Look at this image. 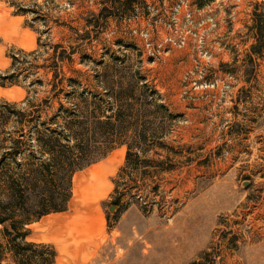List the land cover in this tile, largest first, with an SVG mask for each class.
I'll return each instance as SVG.
<instances>
[{"label": "rangeland", "instance_id": "1", "mask_svg": "<svg viewBox=\"0 0 264 264\" xmlns=\"http://www.w3.org/2000/svg\"><path fill=\"white\" fill-rule=\"evenodd\" d=\"M179 1L0 0V105L57 83L60 101L101 92L100 74L129 68L172 115L144 157L173 170L118 175L116 147L73 175L65 211L30 225L55 264H264V0H186L173 15Z\"/></svg>", "mask_w": 264, "mask_h": 264}, {"label": "trees", "instance_id": "2", "mask_svg": "<svg viewBox=\"0 0 264 264\" xmlns=\"http://www.w3.org/2000/svg\"><path fill=\"white\" fill-rule=\"evenodd\" d=\"M108 73L99 75L101 92L74 88L71 100L60 101L64 89L57 83L39 102L0 105V264H55L52 246L28 241L30 225L65 211L73 175L114 148H125L118 175L148 162L157 164L156 174L173 170L171 156L144 157L158 146L172 115L138 72Z\"/></svg>", "mask_w": 264, "mask_h": 264}, {"label": "built area", "instance_id": "3", "mask_svg": "<svg viewBox=\"0 0 264 264\" xmlns=\"http://www.w3.org/2000/svg\"><path fill=\"white\" fill-rule=\"evenodd\" d=\"M182 7H184V8L187 7V1L186 0H180L179 3L175 7L173 6V8H174L173 9V15H174V11L178 12V9L182 8ZM189 16L190 15L187 13L186 17L189 18ZM171 18H173V16ZM166 42L171 43V44L176 45V46H182L184 44V39L183 38H179V39H177L175 41L173 38H168L166 40ZM258 161H259V165L260 166H264V163H263L264 161L262 160V157H260ZM260 200L262 202H264V185H263V188H262V191H261V194H260Z\"/></svg>", "mask_w": 264, "mask_h": 264}, {"label": "crops", "instance_id": "4", "mask_svg": "<svg viewBox=\"0 0 264 264\" xmlns=\"http://www.w3.org/2000/svg\"><path fill=\"white\" fill-rule=\"evenodd\" d=\"M61 218H62L61 215H54V216H52V218L47 219V222L57 220V219H61Z\"/></svg>", "mask_w": 264, "mask_h": 264}]
</instances>
